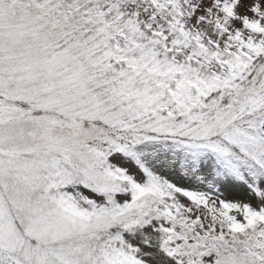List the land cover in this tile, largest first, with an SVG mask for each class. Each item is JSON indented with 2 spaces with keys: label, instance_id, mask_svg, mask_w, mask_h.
Masks as SVG:
<instances>
[{
  "label": "snow or ice",
  "instance_id": "snow-or-ice-1",
  "mask_svg": "<svg viewBox=\"0 0 264 264\" xmlns=\"http://www.w3.org/2000/svg\"><path fill=\"white\" fill-rule=\"evenodd\" d=\"M0 264H264V0H0Z\"/></svg>",
  "mask_w": 264,
  "mask_h": 264
}]
</instances>
